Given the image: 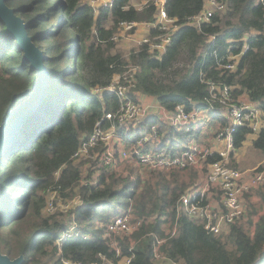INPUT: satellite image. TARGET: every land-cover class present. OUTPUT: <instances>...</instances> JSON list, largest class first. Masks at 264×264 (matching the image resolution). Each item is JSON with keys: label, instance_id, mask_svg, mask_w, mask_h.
Here are the masks:
<instances>
[{"label": "trees", "instance_id": "obj_1", "mask_svg": "<svg viewBox=\"0 0 264 264\" xmlns=\"http://www.w3.org/2000/svg\"><path fill=\"white\" fill-rule=\"evenodd\" d=\"M225 2L210 21L198 25L189 17L204 8V0H167L168 13L179 24L167 50L158 56L141 46L127 56L112 36L121 21H154L152 0L142 9L132 5V0H117L112 8L97 12L81 0H6L46 54L50 77L44 100L21 124L0 164L2 253L11 258L24 255L23 264H61L62 257L117 261L112 241L103 236L99 224L131 207L133 220L155 217L129 236H112L132 255L130 264H154L155 238L164 235L166 222L177 231L168 236L162 250L175 261L254 263L264 250V215L253 233L238 220L229 232L216 234L179 208L181 196L196 184V168L144 173L130 165L127 173L103 168L97 185H81L82 163L73 160L96 123L103 120L104 125H110L106 114L120 107L117 95L96 89L109 85L130 62L140 66L137 89L155 96L168 109L179 103L187 109L221 108L219 101L210 100L207 81L211 79L234 86L235 96L247 94L264 115V5L260 0ZM238 53L235 70H225L218 62ZM36 79L37 71L0 18V125L8 111L29 96ZM156 120L155 116L148 118L139 130L148 129ZM193 134L161 124L160 135L174 144L173 151L181 149ZM251 134L252 147L264 156V124L257 133L247 125L237 127L236 151ZM217 158L215 154L209 159ZM49 188L58 189L62 196L81 195L82 203L68 212L69 219L60 217L59 212L44 211L43 191ZM250 193L245 198L251 199L248 218L252 220L264 206V189H257V201H252ZM73 214L77 229L88 237L63 236Z\"/></svg>", "mask_w": 264, "mask_h": 264}, {"label": "built area", "instance_id": "obj_2", "mask_svg": "<svg viewBox=\"0 0 264 264\" xmlns=\"http://www.w3.org/2000/svg\"><path fill=\"white\" fill-rule=\"evenodd\" d=\"M94 7L112 8L117 0H81ZM156 6V19L152 22L121 21L119 31L112 36L117 41L123 32H128L137 47L146 46L148 51L162 56L171 43L172 35L179 27L177 19L170 16L166 8L167 0H152ZM150 0H132V5L142 9ZM264 5V0H260ZM225 0H204V8L189 19L198 25L208 22L215 11L222 10ZM157 28L158 31L153 32ZM247 36L244 37L246 39ZM248 48L245 45L244 51ZM132 51V50H131ZM242 53V52H241ZM231 54L226 61L218 59L225 70H235L239 64L240 54ZM140 66L130 62L121 73H116L106 87H98L97 91L107 90L117 95L120 107L115 112H108L106 120L110 125H104L100 120L94 126L91 134L85 137L73 155L75 163H82L80 184H98L103 168L119 169L132 166L137 170L152 172L156 170H175L194 167L206 168V174L199 183L189 188L180 198L179 208L188 216L199 220L212 233L221 234L224 228L229 231L232 224L241 220L247 211L245 194L257 189H264V160L253 168L240 169L233 166L229 159L236 151L234 131L237 127L247 125L257 133L264 124L263 111L258 103L247 94L235 96L234 86L218 84L215 80H208L211 91L210 100H217L221 108L213 106L194 107L187 109L179 103L173 109H168L159 101L148 103L137 89ZM156 110V111H155ZM155 116L156 122L150 124L146 130L140 131L143 122ZM104 118V119H105ZM227 121V122H225ZM167 124L179 129L194 131L190 140L181 149L173 151L174 144L160 135L161 124ZM214 124V128H213ZM202 135L212 136L211 141L201 140ZM219 158L210 161L212 155ZM60 171L56 172L59 177ZM52 192L47 198L44 211L46 213H66L82 203L80 194L74 199L62 201L63 206L57 207L55 198L60 197L56 188L47 189ZM57 208V209H56ZM128 211H121L108 222H101L103 236L111 239V246L115 250L117 261L105 259L103 261L84 262L69 257H62L61 264H130L132 255L124 251L113 235L129 236L139 227L154 219V215L133 220ZM75 215L69 222L63 236L88 233L77 229ZM164 235H156L153 262L154 264H177L170 258L162 247L168 236L176 234L177 229L163 225ZM264 251V250H263ZM262 251V252H263ZM262 252L253 264H264ZM262 255V256H261Z\"/></svg>", "mask_w": 264, "mask_h": 264}, {"label": "water", "instance_id": "obj_3", "mask_svg": "<svg viewBox=\"0 0 264 264\" xmlns=\"http://www.w3.org/2000/svg\"><path fill=\"white\" fill-rule=\"evenodd\" d=\"M0 18L7 23V29L17 38L19 46L25 52V59L37 71V79L29 96L10 109L0 125L1 164L3 155L16 137L21 124L44 100L50 74L45 63L46 54L33 42L27 31V23L16 13L15 8L6 3V0H0ZM23 263L24 255L11 258L8 254L0 251V264Z\"/></svg>", "mask_w": 264, "mask_h": 264}, {"label": "rangeland", "instance_id": "obj_4", "mask_svg": "<svg viewBox=\"0 0 264 264\" xmlns=\"http://www.w3.org/2000/svg\"><path fill=\"white\" fill-rule=\"evenodd\" d=\"M118 31H119V28H118ZM129 38H131V36L128 37V32H123V34L120 35V37L116 41L118 43V46L124 51V53L127 56L129 55L131 50H133L135 47H137L136 42L132 41ZM252 138H253V134H251L249 136V139H247V141L244 143V146H242L240 149H237V151H235L234 154L231 155L229 162L233 166L240 168V169L253 168V167L257 166L258 164H260L264 160V156L259 154L252 147ZM129 169H130V166H124V167H121V168L116 169V170L120 173L121 172L127 173V171H129ZM197 170H198V177L196 179V183H199L206 174V168L197 169ZM43 193L44 194L46 193L47 198H50V195L52 194V192H48V190L43 191ZM250 194L252 195V201L259 200V195L257 193V190H254ZM74 195L62 196L60 194V197L55 198L57 201V207L62 208V206H63L62 201L67 200V199H74V198H72V197H74ZM245 199H246L247 211H246V215L241 220L246 223V225L250 228L249 230L253 233L255 231L256 222L260 219V217L262 215H264V206L262 207L260 212L258 214H255L254 218L252 220H250L248 218V214H249V210L251 208V206H250V200L251 199L248 196ZM59 213H61L60 217H63L64 219H65V217L67 219L70 218V215L68 212L67 213L59 212ZM165 226L167 228H172L171 224L168 222L165 223ZM226 230H227V228H224V231L222 233L229 232ZM177 264H186V263L184 261H177Z\"/></svg>", "mask_w": 264, "mask_h": 264}, {"label": "crops", "instance_id": "obj_5", "mask_svg": "<svg viewBox=\"0 0 264 264\" xmlns=\"http://www.w3.org/2000/svg\"><path fill=\"white\" fill-rule=\"evenodd\" d=\"M142 95L141 96H143V99L146 101V102H148V103H153V102H155V101H158L157 99H156V97L155 96H153V95H146V94H144V93H142V92H140ZM215 126H214V124H213V128H214ZM200 139L201 140H206V141H211V139H212V136H206V135H202L201 137H200Z\"/></svg>", "mask_w": 264, "mask_h": 264}]
</instances>
